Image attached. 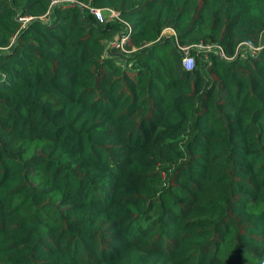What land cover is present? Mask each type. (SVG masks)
<instances>
[{
  "label": "trees",
  "instance_id": "trees-1",
  "mask_svg": "<svg viewBox=\"0 0 264 264\" xmlns=\"http://www.w3.org/2000/svg\"><path fill=\"white\" fill-rule=\"evenodd\" d=\"M78 1L0 0V264H264V0Z\"/></svg>",
  "mask_w": 264,
  "mask_h": 264
},
{
  "label": "built area",
  "instance_id": "built-area-1",
  "mask_svg": "<svg viewBox=\"0 0 264 264\" xmlns=\"http://www.w3.org/2000/svg\"><path fill=\"white\" fill-rule=\"evenodd\" d=\"M74 2H78L82 7H87L89 10L95 14V16L100 20L103 21L107 18H114V17H119V13L115 9H104L101 7H97L94 5H90L89 3L83 2V1H78V0H51L50 3V8L48 12L51 11V8L53 5L58 4V5H64V6H70L73 5ZM107 12V16H105V13ZM32 17H21L23 20H28ZM42 19L46 18L45 16L41 17ZM170 33V34H169ZM162 35H168V36H174L176 34V30L172 26H166L162 30ZM129 40V36L124 34L122 36H117L112 38L107 42V45L109 47H118L122 52L128 53L131 51V49L126 47V42ZM215 44L211 43H205L203 41L195 42L190 45H180L179 47L183 50V58H182V64L185 69H193L195 67V56L191 54V48L193 47L194 49L198 51H206V50H211ZM216 46L220 49L221 55L222 56H227L222 47L219 44H216ZM264 46V41L261 40L258 44L251 43L249 41L243 40L238 43L237 50H236V55L241 56V57H247L251 53H257L259 52Z\"/></svg>",
  "mask_w": 264,
  "mask_h": 264
},
{
  "label": "rangeland",
  "instance_id": "rangeland-1",
  "mask_svg": "<svg viewBox=\"0 0 264 264\" xmlns=\"http://www.w3.org/2000/svg\"><path fill=\"white\" fill-rule=\"evenodd\" d=\"M105 16H107V12L105 13ZM170 34V33H169Z\"/></svg>",
  "mask_w": 264,
  "mask_h": 264
}]
</instances>
